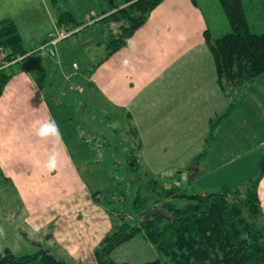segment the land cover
<instances>
[{
  "label": "rangeland",
  "instance_id": "1",
  "mask_svg": "<svg viewBox=\"0 0 264 264\" xmlns=\"http://www.w3.org/2000/svg\"><path fill=\"white\" fill-rule=\"evenodd\" d=\"M125 1L0 0V21L2 19L14 21L18 30L22 32L23 46L40 50L32 57V61L40 59L35 66L44 69L33 74L47 95L53 92L46 89L48 82L69 85L65 90V96L56 98L49 96L48 100L53 117L60 126L64 143L67 144L71 165L77 169L78 173L74 171L75 176L81 178L86 191L89 189L90 192H98L101 199L105 200V206L118 209L124 215V222H128L132 215L131 199L137 189L135 186L131 188L133 176H128L126 171L131 168L133 148V139L128 132L129 118H126V113H121L123 111L120 107L115 108L108 102L106 96L88 84H91L94 67L105 55L103 47L99 45L105 27L96 20L112 5H121ZM200 3L215 24L214 29L217 31L214 36L230 32L217 0H200ZM243 5L253 32L256 34L264 32V0H243ZM58 8L69 12L76 23L69 25L71 31L61 29L70 35L56 47L60 58L57 54L45 55L48 50L41 51V44L50 41V38L56 35L54 21ZM77 24L80 26L78 32L74 30ZM128 44L129 42L124 48H127ZM0 51L4 54L1 56L3 58H0V65L8 64L4 61L5 52ZM141 61L143 59L134 57L128 66V62L121 63L125 64L123 68L127 66L126 68L138 71L145 68ZM73 63L77 64L78 69L73 68ZM63 75L69 76L70 79L62 80ZM206 79L209 81V77ZM232 100L225 98L216 105L211 103L198 107L196 115L193 114L188 120L187 124L190 127L182 139L151 136L146 142L145 111L140 112L138 120L133 122L139 130L138 135L142 143L138 154L140 173L151 175L164 187L177 185L190 194L218 193L222 185L243 192L245 184L258 174L259 163L264 155V76L244 90L231 117L217 129L216 142L209 157L200 164L197 178L192 183L190 180L187 181L190 178L188 169L192 166L193 159L204 149V141L210 131V121L219 117ZM95 128L101 130L98 133L102 135L94 134L92 131ZM163 142L168 143L164 148L168 150L159 153L157 151L161 149ZM145 146L148 148L147 154ZM229 159L234 161L227 163ZM5 190H8V187ZM5 204L6 206L0 204L3 208L0 209V227H3L5 232V235L0 237V253L4 249H9L16 255L48 249L69 264H96L94 258L96 249L88 246L83 252L71 254L64 247H59L48 239L47 236L51 233L50 226L44 227V234L39 235L27 225L16 199H7ZM109 217L111 224L105 235L111 233L122 222L116 215ZM115 253L114 255H121L120 260L130 264H145L157 258L152 246L139 237L121 245Z\"/></svg>",
  "mask_w": 264,
  "mask_h": 264
},
{
  "label": "crops",
  "instance_id": "2",
  "mask_svg": "<svg viewBox=\"0 0 264 264\" xmlns=\"http://www.w3.org/2000/svg\"><path fill=\"white\" fill-rule=\"evenodd\" d=\"M213 5L216 7L215 2ZM214 27L200 0L197 6L189 0H164L137 30L127 48L94 69L89 85L106 96L115 108L120 107L122 114H129L132 123L145 111L146 142L151 136L185 138L190 127L187 122L196 115L198 107L216 105L225 99L216 83L213 59L204 38L206 31L214 36L217 31ZM19 32L24 41L20 29ZM56 47L48 49L45 55H58ZM134 57L143 59V70L126 68ZM39 60L31 62V70L17 69L0 97V204L6 206L7 199H16L25 223L39 235L44 234V227L50 226L48 239L71 254L83 252L88 246L94 250L108 235L104 233L110 228L109 216L114 214H110L105 204L95 203L90 190L86 191L81 178L75 176L77 169L71 165L64 139L59 146V167L51 173L43 167L52 145L51 141H41L35 136L33 125L38 120L54 118L48 97L65 96L69 85L48 82L46 89L53 92L47 95L33 74L44 69L35 66ZM124 61L128 62L125 68ZM61 79L70 78L63 75ZM98 131L101 130L95 128L92 132ZM166 145L163 142L157 152H166ZM146 146L145 154L149 153ZM258 196L264 216V176ZM116 250L111 255L113 261L130 264L120 260L121 255H114Z\"/></svg>",
  "mask_w": 264,
  "mask_h": 264
},
{
  "label": "trees",
  "instance_id": "3",
  "mask_svg": "<svg viewBox=\"0 0 264 264\" xmlns=\"http://www.w3.org/2000/svg\"><path fill=\"white\" fill-rule=\"evenodd\" d=\"M163 1L126 0L102 12L99 23L104 25L105 30L99 45L105 55L94 68L123 49ZM189 1L193 6L199 2ZM217 1L230 32L215 37L206 31L204 38L213 59L218 88L225 98L233 100L219 117L210 121L204 149L188 169L190 178L187 181L191 183L198 176L200 164L210 155L217 129L231 117L244 89L264 75V32H253L243 0ZM58 9L54 27L71 31L69 25L74 23L72 15ZM78 25L74 27L77 32ZM50 41L41 44V51L52 48ZM23 45L15 22L2 19L0 50L5 52L4 61L9 65H0V97L17 69H30L36 62L32 61V57L40 50L27 49ZM129 117V114L126 115V118ZM127 122L133 148L131 168L126 171L128 176H133L131 188H137L131 199L132 215L128 222H124L122 212L106 206L110 214L113 213L122 222L104 237L95 250L96 264H126L113 261L111 255L118 247L137 237L147 240L157 256L156 260L145 264H264V216L258 196V186L264 176V155L258 174L245 184L243 192L223 186L214 194H190L177 185L164 187L151 175L140 173L138 154L142 143L133 123L129 119ZM91 198L95 203L105 204L98 192H91ZM0 264L69 263L48 249L19 255L4 249L0 253Z\"/></svg>",
  "mask_w": 264,
  "mask_h": 264
},
{
  "label": "clouds",
  "instance_id": "4",
  "mask_svg": "<svg viewBox=\"0 0 264 264\" xmlns=\"http://www.w3.org/2000/svg\"><path fill=\"white\" fill-rule=\"evenodd\" d=\"M35 136L41 141H51V150L47 154V159L43 164L44 169L51 173L56 171L60 165L61 152L59 146L63 142V135L60 126L54 118L38 120L33 125ZM39 163V161H37ZM5 235L3 227H0V237Z\"/></svg>",
  "mask_w": 264,
  "mask_h": 264
},
{
  "label": "built area",
  "instance_id": "5",
  "mask_svg": "<svg viewBox=\"0 0 264 264\" xmlns=\"http://www.w3.org/2000/svg\"><path fill=\"white\" fill-rule=\"evenodd\" d=\"M55 29H56V35L53 36V38L51 39L50 44H49L52 47H56L60 41H62L63 39L67 38L70 35L69 33L65 32V31H61V30H59L57 28H55ZM3 55L4 54L0 51V58L1 59L3 58V57H1ZM8 65L9 64H5L3 66L6 67ZM73 67L77 68V65L75 64Z\"/></svg>",
  "mask_w": 264,
  "mask_h": 264
}]
</instances>
